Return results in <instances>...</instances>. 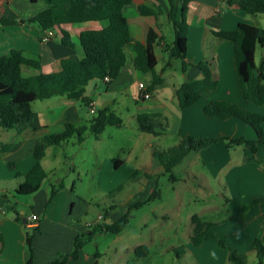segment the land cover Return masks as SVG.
Segmentation results:
<instances>
[{"label":"crops","instance_id":"crops-1","mask_svg":"<svg viewBox=\"0 0 264 264\" xmlns=\"http://www.w3.org/2000/svg\"><path fill=\"white\" fill-rule=\"evenodd\" d=\"M67 2L68 0H0V20H4L0 21V56L9 54L12 49L21 50L25 57L39 61L42 72L58 70L63 58L80 60L83 50L79 44V33L102 28L107 25L106 20L54 25L49 28L51 34L45 41L40 38V25L31 21L32 17L47 8H51L54 14L62 13ZM140 5L153 9L156 14H141ZM122 10L132 41L143 43L149 28H153L163 38L153 47L156 56L154 71L161 72L162 81L151 91L149 102L140 105V102L145 100L136 97L137 85L139 82L148 85L151 73L141 72L134 66L135 52L128 46L125 48L126 62L113 81L108 83L103 79H92L84 86L88 103L81 99L67 98L65 94H56L32 102V114L27 126L21 131L13 129L10 142H0V264H25L28 257L25 236L31 229H34V264H49L58 254L66 255L72 251L75 237L91 229L86 227V223L94 220L99 213L103 214L99 224H110L122 216L130 204L149 196L154 187V179L145 175L150 173L147 171L143 177L137 174L133 176L134 179L131 180L138 181L139 185H133L136 188H131L132 192L126 199L117 203L113 198L107 205L96 210L86 196L76 194L73 187L74 175L70 173L65 177L68 186L64 185L61 177L55 184L51 182L50 177H46L34 193L24 195L25 197L14 193L23 181V174L34 163L33 147L41 135L61 131L65 123L75 126L87 124L97 110L106 106L112 110L118 97L127 92H130L134 101L135 119L138 113H158L162 128L156 129L157 132H172L179 141L183 135L188 134L229 138L243 136L247 139L256 137L254 130L240 119L208 118L203 114V107L211 100H226L245 110L264 114V103L255 105L241 95L232 42L212 33L213 30H233L240 21L264 28V24H257L252 19L258 17L264 23V13L251 14L253 17L250 18L238 6L228 5L224 0H189L185 13L188 24L186 56L183 60L172 58L169 65L164 67L168 56L163 46L167 41L166 37L172 33L171 24L167 19L168 0H132ZM63 31L67 33L73 46L61 42ZM257 52L261 59L264 56V47L257 46L255 49L256 65L260 61L256 59ZM204 59L212 61L218 85L191 106L181 109L178 106L176 89L184 81L201 78V71L196 65ZM182 61L188 63L185 71L181 69ZM35 72H38V69L22 66L24 75ZM143 75L147 76L146 80L141 79ZM38 100L40 103H36ZM90 103L95 109L93 113L89 111ZM81 104H87L88 108L84 109ZM34 105L37 107L34 108ZM262 128L264 130V123ZM102 132L97 136L92 134L94 142H100ZM69 140L71 139L46 148L41 160L46 172L47 156H53L54 164L59 163L64 152H60L58 148L67 146ZM83 141L84 136L78 143ZM7 143L10 147L5 149L3 145ZM194 152L195 158L199 159L204 167L211 169L217 180L226 185L228 191L226 216L212 220L206 218L204 212L195 213L202 219L215 223L206 230L199 245H194L189 237L193 227V214L188 215L190 224L183 225V229L180 219L173 220V225L167 224L171 221V216H176L169 212L160 215L164 224L157 223L154 219L157 224L149 225L147 220L142 219L143 227L133 228L130 221L138 208L135 207L130 210L128 222L120 232H96L94 237L110 236L107 243L101 251L95 250L92 255L83 253L82 248L78 259L74 261L75 264H237L228 260V247L246 254L247 262L243 264H255L256 255L252 242L256 237L264 241V200L255 201L264 196V144H257L256 151L252 152L247 144L227 147L226 141L219 139ZM115 157L117 156L110 155L102 169L107 167L114 173L122 167L124 159L121 158V162L114 166ZM75 176H78V181L81 180L79 172ZM115 183L118 185L117 191H122L119 182L116 180ZM52 189L55 193L51 196ZM10 191L13 193L10 194ZM21 212L25 217L32 212L36 213L37 225L25 224L20 216ZM152 216L157 217L156 214ZM169 229L173 231V237L164 233ZM180 229L183 231L182 237ZM140 244L147 247V252L138 257L134 254V248Z\"/></svg>","mask_w":264,"mask_h":264},{"label":"trees","instance_id":"trees-1","mask_svg":"<svg viewBox=\"0 0 264 264\" xmlns=\"http://www.w3.org/2000/svg\"><path fill=\"white\" fill-rule=\"evenodd\" d=\"M132 0H68L60 14H54L51 8L44 9L32 17L42 30L63 23L84 22L92 20H106L107 25L99 29L84 30L79 33V44L83 50L80 60L63 58L60 60V68L56 71L42 72L37 60L27 58L21 50L12 49L9 54L0 56V127L21 131L31 117V104L34 100L44 99L56 94H65L70 99H81L88 103V97L84 95V86L92 79H102L108 76L110 83L118 75L121 67L126 62L125 48L130 46L134 52V66L141 72H150L151 79L147 89L154 90L162 81L161 72H155L156 56L153 51L155 44L163 39L153 28H149L143 43L132 41L127 19L123 13V7ZM228 5L235 4L247 14L264 13V0H224ZM189 0H168L169 11L167 19L171 24L173 38L166 42L163 49L167 53L168 60L164 64L168 66L172 58L183 60L186 56V36L188 24L185 13ZM141 14H153V9L140 5ZM4 22V20H0ZM212 33L220 38L229 40L233 44L234 62L238 85L242 97L255 105L264 103V56L259 64L254 61V53L257 46L264 47V28L238 22L233 30H213ZM63 31L61 42L73 46V42ZM38 69V72L24 75L22 66ZM188 63L182 61V71H185ZM201 71V78L187 80L176 89V97L179 108L191 106L218 85V77L213 70L212 61L204 59L196 65ZM163 70V68H162ZM203 114L212 119H227L235 117L248 124L255 132V139H247L243 136L229 138L224 136H196L183 135L175 145L164 150H153V157L159 162L164 172L169 173L170 178L178 180L172 172L190 151H196L207 147L219 139L226 141L227 147L247 144L252 152L256 151L257 144H264V114L245 110L236 103L226 100H211L203 107ZM158 113L142 112L136 116L138 130L144 133H156V129L162 128L159 123ZM122 120L115 115L109 107L97 110L87 124L75 126L65 123L63 130L41 135L34 144V163L23 174V181L14 190L16 195L24 196L37 191L47 177V172L41 164L46 148L61 144L74 137L77 142L83 140L84 133L90 132L97 136L106 125L120 126ZM5 149L10 144L3 145ZM121 158H113L114 166L121 162ZM139 170H133L135 176ZM147 177L155 180V185L149 196L130 204L127 211L114 222L97 224L89 230L78 234L73 242V249L66 255L58 254L49 264H75L80 251L85 243L91 240L96 232H120L128 222L130 210L139 207L150 200L159 197L157 180L155 175L145 173ZM55 193L52 189L51 196ZM263 201L264 196L255 199ZM193 224L190 240L194 245L202 242L204 233L215 223L206 221L202 217L193 214ZM34 229L26 232L25 244L28 249V257L25 264H34L32 259V239ZM252 247L256 255L255 264H264V241L260 237L254 238ZM147 252L144 244L134 248L135 256H143ZM228 260L232 263L243 264L247 262L245 253L237 252L233 247H228Z\"/></svg>","mask_w":264,"mask_h":264},{"label":"rangeland","instance_id":"rangeland-1","mask_svg":"<svg viewBox=\"0 0 264 264\" xmlns=\"http://www.w3.org/2000/svg\"><path fill=\"white\" fill-rule=\"evenodd\" d=\"M247 16L253 17L251 14H247ZM252 19L257 24H264L258 17ZM172 38L173 34L171 33L166 37V42ZM256 59H260L259 52H257ZM146 78L147 76L143 75L141 79L146 80ZM149 100L145 99V101L140 102V105H145ZM36 103H40V100ZM81 105L84 109L85 107L88 108L87 104ZM33 107L36 108L37 106L34 105ZM135 110L130 92L119 96L112 107V111L122 120V124L120 126L106 125L101 134V140L97 143L94 142L90 132L84 133L82 143L70 138L67 146L58 148L61 150L60 152H64L59 163L54 164L53 156H47L45 163L48 168L47 178L50 177L53 180L51 182L54 183L61 177L64 180V185L68 186L66 175L68 173L74 175L75 184L73 187L76 194L86 196L96 210L105 204L107 205L113 198L114 202L117 203L126 199L132 192L131 188L135 187L133 185H139L138 181L131 180L134 179L131 176L133 170H139L137 176L142 177L145 171L154 174L160 198H155L151 202L136 208L135 215L130 221L133 228H142V219L147 220L149 225L155 223V220L157 223L164 224L163 217L160 215L166 212L176 215L175 217L171 216V221L167 224L173 225L175 224L173 220L180 219L182 229L183 225L190 224L189 214L204 212L206 214L204 216L212 220H219L226 216L225 209L228 207L226 185L221 180H217L211 169L204 167L201 161L195 158L196 152L194 151L189 152L183 160L174 166L172 172L179 179H171L169 173L164 172L159 162L153 157L152 152L155 149L164 150L175 146L179 142L178 137L172 132H164L158 135L141 132L138 130ZM87 113L91 115L89 112ZM13 131V129L0 127V142H10ZM110 155L124 159V165L118 170L116 169L114 173L107 167L102 169ZM77 172L80 173V181H78V176H75ZM116 180L123 188L120 192L117 191ZM12 193L13 191H10V194ZM26 210L30 211L28 208ZM152 214H156L157 217L153 218ZM182 229H180L181 237ZM164 233L174 236L171 229L164 231ZM109 237L93 236L91 240L85 243L82 252L92 255L95 250L101 251Z\"/></svg>","mask_w":264,"mask_h":264},{"label":"built area","instance_id":"built-area-1","mask_svg":"<svg viewBox=\"0 0 264 264\" xmlns=\"http://www.w3.org/2000/svg\"><path fill=\"white\" fill-rule=\"evenodd\" d=\"M50 34H51V32H50L49 28H44L42 30V34L40 36L41 40L45 41ZM102 79L104 82H107L109 80L108 76H104ZM137 86H138V91H137L136 97L138 99H144L145 100V99H150L152 97L151 91H149L147 89V86L144 83L139 82ZM89 111H90V113H93L95 111V109L91 103L89 104ZM102 219H103V214L99 213L94 220L88 221L86 223V227L92 228L95 225L99 224L100 221H102ZM37 222H38V215L36 213L32 212L26 216L25 224L37 225Z\"/></svg>","mask_w":264,"mask_h":264},{"label":"water","instance_id":"water-1","mask_svg":"<svg viewBox=\"0 0 264 264\" xmlns=\"http://www.w3.org/2000/svg\"><path fill=\"white\" fill-rule=\"evenodd\" d=\"M20 216L22 217V221L25 222L26 217L24 216V214L21 212Z\"/></svg>","mask_w":264,"mask_h":264}]
</instances>
